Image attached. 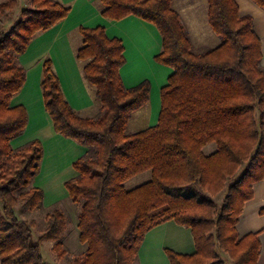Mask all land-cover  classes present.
Returning a JSON list of instances; mask_svg holds the SVG:
<instances>
[{"label":"trees","instance_id":"1","mask_svg":"<svg viewBox=\"0 0 264 264\" xmlns=\"http://www.w3.org/2000/svg\"><path fill=\"white\" fill-rule=\"evenodd\" d=\"M264 8V0H252ZM22 18L0 31V257L1 264H49L44 240L59 241L64 213L47 215V227L34 239L33 221L16 215V205L35 209L45 196L32 181L40 171L44 147L39 138L15 148L13 139L27 127L25 105L12 99L26 82L18 58L33 37L64 19L69 7L58 0H31ZM208 18L221 41L196 51L173 0H102V14H130L155 23L163 48L156 60L174 72L161 90L158 123L128 132L132 113L150 98V81L125 87L126 62L120 38L104 26H81L78 57L87 61L85 78L95 87L101 115L78 114L63 94L52 61L44 62L41 87L57 133L96 148L73 162L76 177L65 182L71 199H83L78 219L84 256L72 264H131L148 231L175 220L191 227L196 252L167 249L171 264H258L259 232L240 237L237 224L254 186L264 180V67L262 45L252 15H242L236 0H208ZM18 0L0 3V25ZM215 144L211 152L208 145ZM89 151V150H88ZM149 180L127 189L125 182L144 172ZM225 193L218 208L214 195ZM264 214V207L260 211Z\"/></svg>","mask_w":264,"mask_h":264},{"label":"crops","instance_id":"2","mask_svg":"<svg viewBox=\"0 0 264 264\" xmlns=\"http://www.w3.org/2000/svg\"><path fill=\"white\" fill-rule=\"evenodd\" d=\"M58 1L69 7V13L52 28L35 34L28 49L21 55L24 66L30 69V74L28 76L26 74V82L13 97L12 103L25 105L29 113L28 127L50 130L53 135L51 138L54 139L53 146L56 147L54 149L66 154L69 159L68 162L66 161L67 166L71 164V168L74 169L73 162L88 152V148L55 131L52 118L45 107L41 87L44 62L47 59L52 61L53 70L60 79L63 94L78 114L97 113L101 111V102L98 100L95 87L84 76L87 61L78 57V50L83 45L80 27L104 26L108 36L120 38L126 58V62L120 69L125 87H133L144 80H149L151 84L150 98L140 107L141 114L134 118L130 116L127 128H131L132 132L158 123L162 107L161 90L168 83V78L174 69L156 60V55L162 51L163 40L155 23L133 14L116 20L107 18L101 11L102 0ZM182 1L184 0H179L180 8ZM236 1L242 15L253 16L254 30L261 39V64L264 67V8L252 0ZM173 2L176 5V0ZM186 2V7L183 6V8L190 16L186 26L195 34L198 43L207 41V37H212L210 31H213L212 27L207 28L209 27L207 25H210L208 0H186ZM199 15H202V18H199ZM32 112H36L38 117L34 119V123ZM76 153L79 154L73 155ZM67 180L69 179H63L64 184ZM263 207L264 180L254 186V196L246 202L237 224L240 237L251 232H259L261 249L258 264H264V214L260 212ZM167 249L182 254L196 252L191 227L179 224L172 219L152 228L139 248L136 264H171Z\"/></svg>","mask_w":264,"mask_h":264},{"label":"rangeland","instance_id":"3","mask_svg":"<svg viewBox=\"0 0 264 264\" xmlns=\"http://www.w3.org/2000/svg\"><path fill=\"white\" fill-rule=\"evenodd\" d=\"M5 1L6 0H0V3ZM176 2V5H174L173 2V7L180 12L179 14L181 21L185 26L196 51H202L210 47H215L220 43L221 38L219 37V35L213 33V31H210L212 37H207V41L198 43L195 39V34L190 30L188 26H186L188 25L186 23H188L190 20L189 14H186V9L183 8V6L186 7V0L182 1L181 8L178 7L181 2H179V0H176ZM30 6H33L31 0H18V6L13 10V12L9 16L3 17L4 21L3 24L0 25V31L8 30L16 21L22 18V9L24 7ZM199 16V18H202V15ZM206 18L207 16L205 15V20ZM207 26H209L207 28H211L210 25ZM18 63L24 66V62L21 56H19L18 58ZM24 67L28 76V74H30V69L26 66ZM141 112V108L136 109L132 114L133 118L141 114ZM101 113L102 112L99 111L97 113H88L87 115L82 114V116L96 118L100 116ZM36 115V112H32L33 123L34 119L38 118L36 117ZM127 131L132 132V129L127 128ZM51 136L53 135H51L50 130L47 128L39 130L27 126L19 136L13 139V146L15 148L26 145L35 138H40L43 141L44 147V156L41 161L39 174L31 183L32 186H39L44 189V199L42 203L35 209H25L22 207L21 202L18 203V205H16V215L20 219L26 220L28 222H34L32 226L33 237L34 239L38 240L47 227L48 213L56 208L60 209L64 213L67 221L66 229L61 234L59 239L62 244L63 253H61L58 249H54L53 246L55 244V241L49 240H44L41 243V252L45 261L49 264H72L73 258L75 256H84L87 252V244L80 241V233L78 229V219L81 213L83 199L77 202L71 199L63 179H72L76 177L77 173L75 169L71 168V164H68L67 166V162L69 160L68 156L54 149L56 147L53 146L54 139L52 140ZM214 147L215 144H211L206 146L205 150L206 152H211ZM87 150L89 151L84 155H95V147L89 148ZM78 154L76 153L73 155ZM150 175V171L136 175L125 182V187L127 189H132L149 180ZM224 195L225 193L223 191H221L219 194L214 195V197L216 196L214 199L217 201L218 208L222 203ZM223 256L226 258L227 264H232L231 260L225 254ZM136 260H134L131 264H136Z\"/></svg>","mask_w":264,"mask_h":264}]
</instances>
